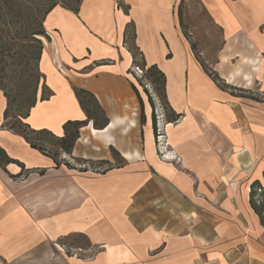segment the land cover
I'll list each match as a JSON object with an SVG mask.
<instances>
[{
	"label": "crops",
	"instance_id": "obj_1",
	"mask_svg": "<svg viewBox=\"0 0 264 264\" xmlns=\"http://www.w3.org/2000/svg\"><path fill=\"white\" fill-rule=\"evenodd\" d=\"M120 1L128 13L116 0H83L45 21L40 71L52 95L25 122L63 137L68 121L87 118L75 89L109 120L83 127L58 164L5 127L0 88V150L16 162L0 165V264H264L250 201L264 183V0H196L221 37L215 54L199 55L227 88L184 35L186 0ZM130 24L147 66L165 75L162 152L154 100L129 75ZM71 236L88 241L82 254L62 252Z\"/></svg>",
	"mask_w": 264,
	"mask_h": 264
},
{
	"label": "trees",
	"instance_id": "obj_2",
	"mask_svg": "<svg viewBox=\"0 0 264 264\" xmlns=\"http://www.w3.org/2000/svg\"><path fill=\"white\" fill-rule=\"evenodd\" d=\"M118 3V6L124 10L125 13H128V7L123 5L120 0H116ZM83 0H45L44 3H42V0H0V34H3L4 32L7 35H11L13 28L9 25L12 24L11 18H16L18 21L16 23L19 24L18 30H15L13 33V40H8L5 44V49H2L0 46V54H9L11 51H13V48L15 45H20L23 40H32L33 45L36 47L35 54L37 55L38 60V71L36 72L35 69L31 74H26V72L22 71L20 73L19 79L22 80L23 84L19 91L18 98L15 97V100L10 98L9 93L7 92V86L3 82L2 73L3 70H6L4 65L0 64V88L4 93V96L7 100V109L4 114L5 118V127H7L9 130L15 132L16 134L21 135L25 140L30 144V146L33 149H36L43 153L46 156L52 157L55 162L58 164V158L60 157L61 152L71 154L73 151V148L75 146L76 141L78 140L80 136V130L87 126L89 122H93L94 127L97 129H104L107 125L109 120L107 119L105 112L99 105L96 97L82 89H75V94L78 98V101L80 103L81 108L86 114V120L82 121H68L63 129H64V136L63 137H57L53 133L47 130H34L32 129L25 120L29 116L31 110L35 107L37 102V96L40 90V83L42 86L45 87L44 83V75L40 71V60L41 56L44 51V46L42 44V39L45 38L48 42L49 41V34L45 31V21L47 16L57 7V6H64L68 9L73 11L74 13H78L81 3ZM35 3V5H34ZM35 6V7H34ZM36 13H43L42 19H39L37 17ZM179 9V19L180 24L182 26V19H181V13ZM9 16H11L9 20ZM4 25L1 28V25ZM133 29L134 26L131 24ZM129 27V26H128ZM127 27V29H128ZM46 33V34H45ZM22 34V35H21ZM48 35V36H47ZM187 37V34H184ZM127 30L125 32V43L127 44ZM134 45L131 47L132 52H136L137 55L135 57L133 56V66L139 67L143 72H145L147 78L151 79V83L156 86L157 94L161 101H163V104L165 105L166 112L170 114V109H168V103L166 100V94H165V75L163 72L159 70V68L156 65H152L150 67L147 66L145 63V60L143 58V54L139 51V49L135 45V29H134V36H133ZM18 41L20 44H18ZM193 51L195 50V46L192 45ZM2 51V52H1ZM14 53V52H13ZM195 53V51H194ZM141 56V63L137 62V56ZM197 58H199V55L195 53ZM200 60V58H199ZM203 67L205 68V71L211 76L213 81L221 88H227L228 86L220 79V77L217 75L216 72L208 69L204 64L201 62ZM28 75L27 77H25ZM47 89V87H46ZM48 90V89H47ZM48 96L44 97V92L41 96L40 100H46L51 95L52 92L49 91ZM16 99L23 100V104H25V107L18 106V110L20 111L22 108H27V112L25 115L16 114V120L14 123L9 125V119L11 117H14V115L11 114V107L14 105ZM88 104L93 105V110H91L88 107ZM169 110V111H168ZM179 119L178 116L174 117V122ZM156 128H157V122H156ZM31 135H35L36 138H32ZM50 135L52 139H54L55 144L58 146L59 151L55 155H51L43 145L37 144L34 142V140H37L38 136H46ZM10 163H16L14 160L8 158L5 156L2 150H0V165L10 164ZM68 165V164H67ZM250 201L253 209L257 213V215L261 219V223L264 226V183L260 181H256L251 186V192H250Z\"/></svg>",
	"mask_w": 264,
	"mask_h": 264
},
{
	"label": "rangeland",
	"instance_id": "obj_3",
	"mask_svg": "<svg viewBox=\"0 0 264 264\" xmlns=\"http://www.w3.org/2000/svg\"><path fill=\"white\" fill-rule=\"evenodd\" d=\"M45 0H42V3H44ZM35 5V3H34ZM35 7V6H34ZM58 7V6H57ZM65 9H67L64 6H61ZM180 13H181V19H182V29L184 34H187V38L190 40L191 44L195 46V53L196 54H215V51L218 50L219 46L221 45V37L219 33H214L213 30H210L207 28V16L204 12L200 11L199 6L197 5L196 0H186V3L182 6H179ZM178 9V10H179ZM37 17L39 19H42V13H36ZM48 17V16H47ZM11 16H9L10 20ZM47 19V18H46ZM12 24L9 25L13 28V31L11 35H7L5 32L3 34H0V46L2 49H5V44L8 40H11L15 43L13 40V33L15 30H18L19 24L16 23L18 19L11 18ZM4 25H1V28ZM45 31L47 32V29L45 27ZM46 34V33H45ZM22 35V34H21ZM48 36V35H47ZM127 44L125 47L128 48V50L131 52V54L135 57L136 52L131 51V47L134 45L133 36H134V29L132 25L130 24L127 29ZM49 41H51V37L49 36ZM42 39V44L45 48L44 39ZM18 44L20 42L18 41ZM36 47L33 45L32 40H23L22 43L18 46L15 45L13 48V51H11L9 54H0V64L4 65L6 70H3L2 78L3 82L7 86V92L10 95V98L15 100V97L18 98L19 91L22 87V80L19 79L20 73L22 71L26 72V74L33 75V71H38V60L37 55L35 54ZM2 52V51H1ZM14 52V53H13ZM210 52V53H209ZM200 56V55H199ZM202 61L204 62L205 66L207 65L205 62V59L203 55L200 56ZM137 62L141 63V56H137ZM1 74V70H0ZM129 75L132 77V79L135 81V83L141 88L144 89L147 94L150 93L155 103V118L156 121L161 120L162 125H157L156 128V141L157 137L162 134L163 135V127L165 125L166 121V107L163 104V101L159 98L156 90V86L151 83V79L147 78L145 72L144 73H138L134 71V67L130 70ZM26 75L25 77H27ZM44 92V94H43ZM149 92V93H148ZM44 95V97L48 96L49 92L46 89V87L42 86L40 83V90L37 96V100ZM18 106L25 107V104H23V100L16 99L14 105L11 107V114L14 115V117H11L9 119V125L15 122L16 120V114L25 115L27 112V108H22L20 111L18 110ZM88 107L93 110V105L88 104ZM166 113V114H165ZM164 136V135H163ZM31 137L34 139L36 138L35 135H31ZM37 140H34L35 143L43 145L47 149V151L53 156L57 154L59 151L58 146L55 144L54 139L50 135L46 136H38ZM157 147L159 148V151H163L165 148V144L163 143V146L158 145L157 141ZM162 147V148H161ZM69 162V161H67ZM72 167L77 166L76 168L79 170H83L87 168L86 164H83L82 162L79 163H69ZM61 249L63 250V253H75L80 254L81 252L78 251L79 247H87L89 245L88 241L79 236H71L67 237L65 239L60 240ZM82 254V253H81Z\"/></svg>",
	"mask_w": 264,
	"mask_h": 264
},
{
	"label": "built area",
	"instance_id": "obj_4",
	"mask_svg": "<svg viewBox=\"0 0 264 264\" xmlns=\"http://www.w3.org/2000/svg\"><path fill=\"white\" fill-rule=\"evenodd\" d=\"M134 67V71L138 72V73H144L139 67L137 66H133ZM157 122V125L161 126L162 125V121L158 119ZM157 141H158V145L160 146H163V143H164V136L162 134H160L158 137H157ZM162 148V147H161Z\"/></svg>",
	"mask_w": 264,
	"mask_h": 264
}]
</instances>
